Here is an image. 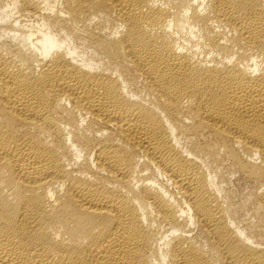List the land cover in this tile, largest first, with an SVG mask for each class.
I'll return each instance as SVG.
<instances>
[{"label": "bare ground", "instance_id": "obj_1", "mask_svg": "<svg viewBox=\"0 0 264 264\" xmlns=\"http://www.w3.org/2000/svg\"><path fill=\"white\" fill-rule=\"evenodd\" d=\"M0 264H264V0H0Z\"/></svg>", "mask_w": 264, "mask_h": 264}]
</instances>
